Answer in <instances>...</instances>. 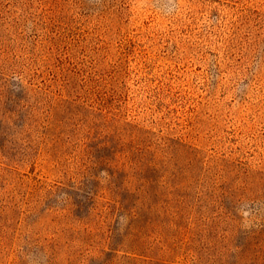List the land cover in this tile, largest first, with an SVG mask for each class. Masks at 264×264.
Returning a JSON list of instances; mask_svg holds the SVG:
<instances>
[{
  "label": "rangeland",
  "instance_id": "1",
  "mask_svg": "<svg viewBox=\"0 0 264 264\" xmlns=\"http://www.w3.org/2000/svg\"><path fill=\"white\" fill-rule=\"evenodd\" d=\"M0 264H264V0H0Z\"/></svg>",
  "mask_w": 264,
  "mask_h": 264
}]
</instances>
